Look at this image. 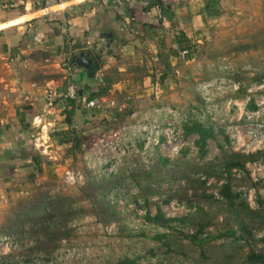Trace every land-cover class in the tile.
Returning a JSON list of instances; mask_svg holds the SVG:
<instances>
[{
  "label": "rangeland",
  "instance_id": "obj_1",
  "mask_svg": "<svg viewBox=\"0 0 264 264\" xmlns=\"http://www.w3.org/2000/svg\"><path fill=\"white\" fill-rule=\"evenodd\" d=\"M182 2L191 3L194 11L200 4L208 8L200 20L187 27L192 43L187 33L179 32L172 38V32L161 31L154 41L130 48L131 55L120 53L117 47L109 48L101 57L106 68L96 78L94 74L85 86L78 84L86 96L101 89L106 92L93 99L96 105L87 107L85 115L76 112L73 130L79 139L77 149L56 145L50 136L69 129L64 123V107L62 112L58 111L60 107L53 112L43 110V92L47 88L44 77L51 76L59 84L74 83L69 79L72 69L68 58L61 54V47H51V56L42 63L46 66L45 75L34 73L32 66L27 74H21L19 79L23 82L43 76L41 81L37 79L36 86L25 89L32 101L24 100V92L9 90L3 74L6 69L0 62V124L8 125L0 138V154L13 156L12 160H0V255H8L9 261L18 264H113L125 256L139 257L138 264H241L250 250L264 249V229H259L261 217L246 221L252 227L245 241L232 243L218 235L230 223L241 236L234 218L247 220L249 216L235 217L225 202L204 198L217 192L220 183L226 181L241 194L249 211L262 209L259 200L264 202V179L259 184L253 183L247 172H232L222 178L216 172L221 168L219 144L223 151L243 155L264 151V0ZM164 38L168 42L182 40L192 57L186 60L181 57L182 52L179 55L167 47L156 48V43ZM64 49L68 54L67 47ZM163 50L168 56L158 55H164ZM251 102L254 110L250 109ZM30 114L39 115L40 123ZM189 118L190 122L211 126L214 132L200 160L193 144L196 136H183L182 123ZM156 146L158 153L170 160L177 159L181 150L189 147L192 162L202 167L212 164L200 171L202 176L214 174L208 177L213 180L211 185L204 189L192 180L193 173L188 172L190 177L176 173L178 163L171 164L168 170L173 179L159 182L158 193L148 197L152 214L159 208L170 219L188 217L183 224L173 223L176 231L166 239L175 253L167 255L157 249L160 242L152 238L169 232L143 222L142 194H137L134 187H125L127 182L122 179L127 178L124 174L128 167L137 169L140 163L150 162ZM6 148L14 149L5 154ZM67 170L79 176L73 185L63 178V171ZM119 181L123 185H118L109 197L119 219L104 220L101 213L96 214L85 188L110 187ZM60 196L70 199L69 217L60 227L65 235L60 240L40 246L39 251L33 244L38 234L32 237L29 227L25 226L26 233H20V240L5 234L14 214L28 210L44 197ZM198 223L206 226L204 234L215 237L202 244L206 259L201 258L197 245L184 238L196 230ZM5 242L9 243L8 249H3ZM150 248H154L155 256L148 254Z\"/></svg>",
  "mask_w": 264,
  "mask_h": 264
},
{
  "label": "crops",
  "instance_id": "obj_2",
  "mask_svg": "<svg viewBox=\"0 0 264 264\" xmlns=\"http://www.w3.org/2000/svg\"><path fill=\"white\" fill-rule=\"evenodd\" d=\"M12 4L14 7H10ZM207 9L200 4L198 10L194 11L191 3L184 4L182 0H0V62L6 69L3 74L10 91L15 88L17 93H26L25 89H30L31 85L36 86L35 82H38L40 76L37 75L34 81L30 79L29 82H23L19 79L22 78L21 74H27L30 71L28 67L32 66L36 69L34 73L45 75L46 66L43 62L47 63V58L51 56L50 49L55 45L61 47V54L68 58V65L73 54L87 52L92 64L96 65V78L106 68L105 65L102 66L101 57L109 48L111 50L117 47L120 53L131 55L130 48L154 41L158 32H172V38L179 32L186 35L187 27L200 20ZM101 31L113 34V41L108 49L105 48V42L99 39ZM187 37L192 43L188 33ZM167 40H159L155 47H167V50L171 49L174 54L179 55L183 52L176 39L169 42ZM66 47L68 54L64 52ZM158 53L159 56H168L165 50L164 55L162 52ZM181 57L189 60L192 55L187 53ZM69 68L72 69L69 79H73L75 84L85 86L91 81L84 71L74 70L71 65ZM43 80L44 85L56 88L61 95L64 93L65 81L59 84L51 76L44 77ZM35 90L33 93H36ZM83 91L82 89V93ZM32 99L26 93L24 100ZM65 101L63 97L57 99L54 108L60 107L58 111L62 112ZM44 104L43 110L47 109L46 103ZM30 105L34 107V104ZM29 116L38 120L40 118L36 114ZM7 127V124H0V138ZM12 149L14 148H8L5 154L10 150L12 152Z\"/></svg>",
  "mask_w": 264,
  "mask_h": 264
},
{
  "label": "trees",
  "instance_id": "obj_3",
  "mask_svg": "<svg viewBox=\"0 0 264 264\" xmlns=\"http://www.w3.org/2000/svg\"><path fill=\"white\" fill-rule=\"evenodd\" d=\"M181 41L182 40L180 39H178L177 41V43L180 45V51L189 52V50H187L188 46H183ZM84 92L85 91L79 94V98L85 97L83 99L84 101H65V107L63 110L64 123L68 126L69 129L61 132H54L50 135L51 139L56 145H70V149H77L79 147V139L76 136L75 131L73 130V118L78 110L85 115L86 110H88V108L86 107L87 101L101 96L106 92V89H101L96 93H91L90 96H86ZM81 94L83 95L82 97ZM82 102H84L85 105H82ZM79 104L82 106V108ZM250 109H255V106L252 102L250 104ZM182 132L184 138H187L191 135L196 136L193 144L197 148L198 159H203L206 154L207 142L214 138L212 127H207L199 121L190 122L189 118L188 121H184L182 123ZM224 141L227 143L226 137H224ZM219 147L222 150L221 157L219 159V162H221V168L216 172V175H220L221 178L230 176L233 170H237L238 173L247 172L245 166L248 162L258 161L261 159L264 160V151H259L255 155H243L232 153L226 150L223 151V147L221 144H219ZM139 148L141 147L139 146ZM154 150V155L149 159L150 162L148 161V163L146 164L140 163L137 169L128 167L126 174H124L127 176V178L122 176V179L124 178V181L127 182L125 187H134L137 194H142L141 199L144 205L143 209L145 211L143 222L147 225H152L156 228H161L169 232V235H156L152 238L153 240L160 242L157 249L159 251H162L163 254L167 255L175 253V251L171 249L169 241L166 239L170 236V233L176 231V229L173 227V223L177 222L179 224H183L184 222H186V220H188V217L177 220L170 219L167 218L159 208L156 209L155 214H152L148 208V197L150 195L158 193L157 187L158 185H160L159 182H168L173 179V174L168 170V167L171 164L178 163V166L175 167L176 173H185L187 177H190L188 172L193 173L191 174V176H193L191 177L192 180L198 181V183L204 189L208 188V177H212L214 174L206 175L207 178L205 176H202V173H200V171L204 170V168L209 165L212 166V164L208 163L209 165L206 164L202 167L196 162H192V160L188 157L189 147H184L181 150L179 157L175 160H170L166 157L161 156L158 153V146H156ZM6 158L12 160L13 156L9 154L0 156V160ZM33 159L35 161L37 158ZM201 177L204 178L201 179ZM108 180L111 183V179ZM257 183L262 184L261 180ZM118 185L123 184H121V182L119 181L118 184L113 186L111 185L110 187L100 185L87 186L85 188L86 192H90V202L93 206H95L96 214L98 215L99 213H101L104 220L119 219V213L115 211L114 206L109 202L110 193L114 190H118ZM232 188V185L226 181L223 184H220L219 190L217 191L219 198L216 199H220V201L226 203L231 215L233 214L236 217L238 215L241 216L247 214V216L249 217L247 220L239 216L234 218L236 220L235 223L238 224L241 236L237 235L236 230H234L231 225H229L230 223H228V228L226 229V231L223 234H219L218 237H225L227 239H230V242L237 243L240 239H243L245 241V238L250 234L249 232L252 224H249L246 221L251 222L254 220V218L259 216V218H262V223L259 229H264V202L259 200V205L260 207H262V209L257 210V212H251L248 210L247 204L244 202V200H241V194L235 192ZM204 198L215 199V196L213 194H207L204 196ZM68 202H70V199L64 197L62 198V196L53 197L52 199H47L44 197L43 201L40 200L36 205L29 207L28 210L24 209L21 212H18L17 215L14 214L10 219V225L5 234H7L8 236L11 235V238H13L14 235L20 240V233H26V231H24V228L25 226H27L29 227L32 237L33 234H38V237L33 242V244L38 248L39 251H41L40 246H48L53 241L60 240L65 235V233L61 231L60 227L63 224V220L69 217V215L67 214V210L70 207ZM205 227L206 226L204 224L198 223L196 225V230L192 232L190 236L184 235V238H188L192 244H195L200 248V256L202 259H206L205 250L202 244L205 241H208L210 238H215L208 236L209 234H204ZM153 249H148V254L151 256H155V252ZM138 260L139 257L130 258L125 256L124 258L117 260L113 264H138ZM18 263L19 262L17 261H9L8 255H0V264ZM241 264H264V249L259 251L250 250L245 255Z\"/></svg>",
  "mask_w": 264,
  "mask_h": 264
},
{
  "label": "built area",
  "instance_id": "obj_4",
  "mask_svg": "<svg viewBox=\"0 0 264 264\" xmlns=\"http://www.w3.org/2000/svg\"><path fill=\"white\" fill-rule=\"evenodd\" d=\"M55 1L60 2L62 0H55ZM10 7H14V4H12ZM182 53H183V55H185V54H187V51H183ZM80 91H81L80 87L77 84L72 83V82H69L66 85L65 91L62 95L59 94V92L56 90V88H54L52 86H47V88L43 92V95H44L43 98H44V101L46 103L47 110L52 111L54 106H55L57 99H60L61 97H63L65 100H72V101L78 100ZM245 103H247V102H245ZM95 105H96L95 100H90L86 103V107H88V108H94ZM232 105L238 107L236 102H233ZM34 120H36L37 123H38V121L40 123V120H38L37 118H34ZM253 151H255V150H253ZM245 167H246V170L248 172V176L253 183H257L260 180L264 179V160L261 159L258 161L248 162ZM232 172L238 173L237 170H233ZM63 178L67 184L73 185L76 183V179H78L79 176L77 174L67 170V171H63ZM212 181L213 180H211V179L208 180L207 186L211 185ZM220 184H222V183H220ZM212 194L215 196V198H219L217 192H213ZM7 244H9V243L5 242L3 249H8Z\"/></svg>",
  "mask_w": 264,
  "mask_h": 264
},
{
  "label": "water",
  "instance_id": "obj_5",
  "mask_svg": "<svg viewBox=\"0 0 264 264\" xmlns=\"http://www.w3.org/2000/svg\"><path fill=\"white\" fill-rule=\"evenodd\" d=\"M112 33L109 31H101L99 39L105 42V48L108 49L113 41ZM92 60L88 58L87 52L73 54L70 59V65L74 70L84 71L86 76L91 79L95 74L96 65L92 64Z\"/></svg>",
  "mask_w": 264,
  "mask_h": 264
}]
</instances>
